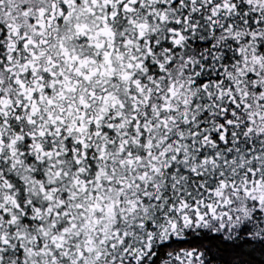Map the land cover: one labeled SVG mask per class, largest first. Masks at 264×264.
<instances>
[{"label": "snow or ice", "instance_id": "snow-or-ice-1", "mask_svg": "<svg viewBox=\"0 0 264 264\" xmlns=\"http://www.w3.org/2000/svg\"><path fill=\"white\" fill-rule=\"evenodd\" d=\"M0 264H264V0H0Z\"/></svg>", "mask_w": 264, "mask_h": 264}]
</instances>
